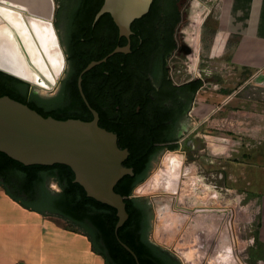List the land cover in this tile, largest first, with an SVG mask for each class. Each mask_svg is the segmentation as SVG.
I'll list each match as a JSON object with an SVG mask.
<instances>
[{"label":"rangeland","instance_id":"374dc122","mask_svg":"<svg viewBox=\"0 0 264 264\" xmlns=\"http://www.w3.org/2000/svg\"><path fill=\"white\" fill-rule=\"evenodd\" d=\"M55 1L57 7L60 0ZM219 1L195 0L193 6L188 0L178 3L183 21L177 38L185 46L184 30L191 46L198 48L200 45L197 72L206 78V84L197 93L195 102H192L191 115L183 119L180 125L178 146L182 143L188 156L187 159L183 157L181 184L176 193V207L219 211L207 214V218L204 215L200 218L197 216V221L192 220L190 225L186 222L176 233H169L158 227L159 219L157 223L154 222L157 211L152 208L149 236L160 243L170 242L171 245H181V248H193L192 264H198L206 256L212 236L222 229L227 218L235 254L241 264H259L258 257L264 252L260 250L257 236L258 188L254 183L256 173L253 171L258 167L255 163L260 161V157L255 155L258 152L257 146L264 141L262 137L258 138V133L264 131V73L262 70L237 66L229 59L228 52L223 53L219 35L212 32L215 28L209 23H214L210 17L215 14ZM208 11H211L210 17H205L202 21ZM189 58L188 66H183V73L186 74H189L191 68L196 70L195 52ZM30 89L48 99L56 94L53 89H39L38 92L33 91L31 86ZM164 156L160 153L152 159L148 175L141 184L146 183L158 170ZM148 186L149 184H145L142 189L133 190L132 196L148 201L149 195L155 192ZM49 187L60 190L53 179L49 181ZM0 192L5 193V196L8 194L1 185ZM9 197L12 203L23 206L10 195ZM23 207L28 209L26 211L21 208L26 212L33 210ZM220 210H227L229 215ZM39 213L43 222L48 221L62 233L63 236L59 235L53 241L63 250L65 264H105L104 256L94 251L88 235L74 223L59 215ZM159 223L164 227L168 222L164 220ZM191 226H194V230ZM85 237L90 241L87 248L79 244L77 247L73 243V239ZM63 243H67L66 247ZM20 247L21 245H16L8 251L0 250V264H37V258ZM180 255H187L188 258L191 253L181 250Z\"/></svg>","mask_w":264,"mask_h":264},{"label":"trees","instance_id":"16d2710c","mask_svg":"<svg viewBox=\"0 0 264 264\" xmlns=\"http://www.w3.org/2000/svg\"><path fill=\"white\" fill-rule=\"evenodd\" d=\"M179 1L181 0H153L150 13L136 18L131 24L132 51L115 53L90 71L95 79L98 78L96 85L90 86V102L100 114L99 124L118 134L119 146L128 148L130 151L123 163L132 167L134 171L133 174H125L115 185V190L125 196L126 209L129 213L117 233L115 231L119 219L117 209L89 196L85 188L75 180V172L70 165L65 163L25 164L0 150V185L6 192L29 209L37 210L45 215L56 214L74 223L88 235L94 251L104 256L106 264H138L135 256L122 242L131 247L140 264H181L170 252L150 240V204L147 200L132 196L134 187L148 175L150 161L156 149L155 141H166L168 137L154 134L155 122L146 123L147 130L150 129L151 133L147 137L146 146L142 148L135 139L142 123L125 118L123 112L124 102L129 96L136 101L132 116L138 115L137 104H141L142 112L146 107L144 94L138 93L139 90L133 87L137 83L144 92L150 86L143 81L146 59H148L154 37H151V33L148 32L146 21L150 15L158 12L160 4L164 3L171 8L172 26L169 28L168 36L171 51L176 45L173 38L174 27L180 20L181 14L178 7ZM78 2L95 5L94 8L86 11L91 21L104 0H78ZM96 41L97 37L91 36V43L96 47V51L91 57L84 59L80 70L91 60L107 56L117 45H124L129 40L124 39L117 43L108 41L97 43ZM121 61H124L123 65ZM80 72L75 75L73 87L68 96L45 100L31 91L28 82L0 70V96L9 95L35 108L45 116L91 120L93 113L83 101L77 85ZM85 78L87 73L84 75L83 84ZM201 82L199 79L198 83ZM80 108L90 114L82 116ZM171 148H176V145ZM51 179L58 181L60 190H52L49 187ZM29 198L33 201H29Z\"/></svg>","mask_w":264,"mask_h":264},{"label":"water","instance_id":"95a60500","mask_svg":"<svg viewBox=\"0 0 264 264\" xmlns=\"http://www.w3.org/2000/svg\"><path fill=\"white\" fill-rule=\"evenodd\" d=\"M39 2V0H0V70L28 82L35 92H38L40 87H46L47 91L51 90L60 78L62 70L60 69L58 73L55 72L56 80L53 81L36 65L35 56L44 57L46 55L43 42L33 26L32 20L48 24L54 35L53 44L58 48L64 64V57L54 26L56 1H43L44 5L46 3L47 6L46 13L41 12L39 8L41 3ZM152 2L153 0H104L96 18L106 11L111 12L119 26L120 34L130 37L132 22L147 13ZM64 3H71V0L59 1V5ZM188 3L193 6L195 0H188ZM15 14L19 18L18 21ZM208 14L209 11L202 21ZM193 48L198 61L200 45L198 48L196 46ZM130 50V41L125 45H118L107 56L91 60L80 72L78 86L85 102L94 114L91 120L81 118L60 119L52 115L45 116L35 108L9 95L0 96V150L25 164L65 163L70 165L75 172V180L85 188L89 196L117 209L119 219L115 226L116 233L129 216L125 196L115 190V185L125 174L134 173L132 167L123 163L130 151L128 148L119 146L116 132L99 124V112L91 106L86 98L82 80L86 71L106 61L108 56L115 52H129ZM194 74L195 70L191 68L187 77L183 79L175 77V72H173V78L177 84H181L190 80ZM45 80L48 82L47 86L43 84ZM178 149H181L180 152L185 154L187 159L188 151L182 143L176 148L167 149L163 155ZM142 182L138 183L133 190L142 189L147 183L141 184ZM177 191L178 189L174 192L169 191L148 198L151 207L157 211L154 222L157 223V219H159L157 224L163 231L176 233L181 227L184 217H189L190 220L188 219L187 222L190 225L192 220L198 219L197 216L200 218L204 215L207 218V214L219 211V209L205 208L178 209L174 206ZM220 211H224L223 214L227 213V210ZM50 214L52 215V213ZM174 214L179 215V222L173 220L172 215L174 216ZM227 214L229 215V212ZM164 220L168 223L163 227L159 222ZM191 227L194 230V226ZM224 238L228 239L225 240ZM211 239L206 256L198 264H241L235 254L227 218L222 229L216 231L215 236H212ZM153 242L169 251L181 264L194 262L193 248H181V245H171L170 242L160 243L154 240ZM122 244L132 252L140 264L131 247L125 242ZM181 250L189 251L191 256L183 258L180 255Z\"/></svg>","mask_w":264,"mask_h":264},{"label":"flooded vegetation","instance_id":"af4514ba","mask_svg":"<svg viewBox=\"0 0 264 264\" xmlns=\"http://www.w3.org/2000/svg\"><path fill=\"white\" fill-rule=\"evenodd\" d=\"M94 7L95 5L93 4H84L78 2V0H71V3L57 5V7L55 8L54 26L56 28L57 35L59 38L61 52L64 57V64L61 76L57 80L56 85L52 88L53 90H56V94L52 97L53 99L62 97L63 95L68 96L71 87H73L72 83L74 81L75 75L79 71H82L80 70V66L84 62V59L91 57L96 51V47L91 43V36L97 37V43H101L102 41L117 43L119 41H123L124 39H128L131 44V50L129 52H121L130 53L132 51L131 36L133 31L130 34V37L120 34L119 26L115 22L111 12L106 11L102 13L98 18H96L97 13L99 12L102 6L99 7L98 11L94 15L93 20L90 21L89 14H87L86 11ZM170 11L171 8H168L166 4L162 3L159 6L158 12L153 15H150V18L147 20L148 22L146 21L147 30L151 33V37H154V41L150 46L151 49L148 54V59H146L147 61L145 67V78L144 81L143 79L141 80L145 83H149L150 86L147 90H144V92H142V89L138 86L137 83H135L133 86L136 88V90H139L138 93L141 92L142 94H144L146 98V107L142 112L141 104H137L136 111L138 112V115L135 117L132 116V109L136 101L130 99L129 96L128 99L125 100L123 105V112L125 113V118L131 119V121L133 122L142 123V125H140L137 130L135 138L142 148L146 146L147 137L151 133L150 129L147 130L146 123L150 124L152 122H155L153 130L154 134L168 137V140L166 141H155L156 149L154 150L152 159L160 153L163 154L167 149L171 148L173 145H176V147L178 146V133L180 130L181 122L187 116L191 115L192 102H195L197 93L206 84V78H204L197 72L199 66L198 61L195 68L196 72L190 80L181 84H177L175 79L173 78V72H175V77L181 79L187 77V74L183 73L185 70L184 67L186 68L188 66V59H190V55L193 54L194 48L187 41L184 30L183 36L184 40L186 41L185 46H183V44H181L177 38L179 26L183 21V15L180 11V20L174 27L173 35V38L176 41V45L171 51L169 50L168 36L169 28L172 26V14L170 13ZM148 13H150V11H148L146 14ZM57 53V61L55 64L53 63V66L59 67L61 61L63 60L59 50L57 51ZM110 56H108V58ZM170 63H172V66ZM121 64L123 65L124 61H121ZM91 69L83 74L84 80V75L87 73V78H85L84 83L85 85L83 84L82 80L83 91L90 104V86L92 84V86L94 87V85H96L95 83H97L96 80L98 79L94 78V75L90 72ZM106 72H108V70H106ZM199 79L202 81L201 83H198ZM79 92L81 94L80 89ZM138 95L139 94H137V96ZM41 97L45 100L48 99L46 96L41 95ZM81 97L85 102L82 94ZM80 113L82 116H87L90 114L83 108H80ZM178 154L180 156V152ZM183 157L185 158V154L183 155ZM152 159L150 163L152 162ZM55 181L60 186L58 181ZM156 182L158 184L162 183L161 180L157 178ZM165 186H167V184ZM166 192H169V190L155 191L152 192L149 196L164 194ZM29 201L33 200L29 198ZM150 208L152 209L151 205ZM150 240L153 242L151 238Z\"/></svg>","mask_w":264,"mask_h":264},{"label":"bare ground","instance_id":"6f19581e","mask_svg":"<svg viewBox=\"0 0 264 264\" xmlns=\"http://www.w3.org/2000/svg\"><path fill=\"white\" fill-rule=\"evenodd\" d=\"M39 1V3H41L39 7L41 12L46 13L47 6L46 3L45 5L43 3V1L46 0ZM15 17L18 21L19 18L16 16V14ZM32 23L43 42L42 44L44 46L46 55L44 57L36 55L34 61L48 78L55 81V72L58 73L60 69L62 70L63 61H61L59 67L53 66V63H56V59L58 57V49L53 44L54 35L47 23L36 20H32ZM43 84L47 86V80L43 81ZM40 88L47 91L46 87ZM179 152V150H176L175 152H169L165 154L158 170L153 175H151V178L146 183L149 184V188L154 189L155 191L169 190L171 192H174L176 189H178V186L181 184L180 176L182 175V168L184 165L183 160L181 159L183 154L181 155L180 152L179 156ZM156 178L161 180L162 183L158 184L156 182ZM166 184L167 186H165ZM11 200L12 199L8 194L5 196V193L3 194V192H0V246H5L8 244V242L10 245L24 242L27 243V246H29V249H31L33 252L42 254L45 258H47V260L50 261V259L57 254V249L55 247L57 243L53 240H56L57 238L55 237L59 235L61 236L62 233L58 232L55 226H53L48 221L43 222V220L39 217L40 215L38 216L36 213H25V211L21 209L23 206H18L12 203ZM176 205L177 199L174 206L176 207ZM177 208L179 209V207ZM172 217L174 218L173 220L179 222V215L177 216L174 214ZM188 219V216L183 218L181 227L185 225ZM49 229L52 231H49ZM73 243L76 245H82L83 247H88L90 241L85 237L84 239H73ZM66 244L67 243L64 244L65 247ZM184 257H187V255H184ZM49 263L50 262H47V264Z\"/></svg>","mask_w":264,"mask_h":264},{"label":"crops","instance_id":"0c3cea01","mask_svg":"<svg viewBox=\"0 0 264 264\" xmlns=\"http://www.w3.org/2000/svg\"><path fill=\"white\" fill-rule=\"evenodd\" d=\"M210 13L207 15V19L210 17ZM210 19L214 21V23L209 22L215 28L212 32L219 35L222 51L229 53L232 63L255 71L262 70L264 73V0H220L215 14ZM208 25L210 26V24ZM258 135V138L262 137L264 140V131ZM260 144L257 146L258 152L255 154L260 157V161L255 163L258 164V167L253 173H256L254 183L258 188L256 196L259 213L257 236L260 250L264 252V141H261ZM26 211L25 213L40 214L37 210ZM16 245H23L21 247L25 251L30 250L32 256L37 258V264H47V262H50L49 264H65L63 250H60L58 245L55 246L57 254L50 261L42 254L33 252L24 242L11 245L8 242L7 245L0 246V250L8 251ZM258 258L259 264H264V254Z\"/></svg>","mask_w":264,"mask_h":264}]
</instances>
